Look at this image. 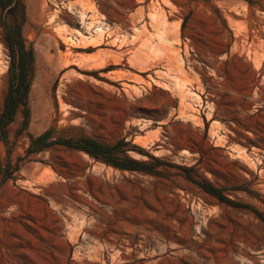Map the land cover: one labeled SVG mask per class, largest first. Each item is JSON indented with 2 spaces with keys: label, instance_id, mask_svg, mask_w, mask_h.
<instances>
[{
  "label": "rangeland",
  "instance_id": "1",
  "mask_svg": "<svg viewBox=\"0 0 264 264\" xmlns=\"http://www.w3.org/2000/svg\"><path fill=\"white\" fill-rule=\"evenodd\" d=\"M0 264H264V0H0Z\"/></svg>",
  "mask_w": 264,
  "mask_h": 264
},
{
  "label": "bare ground",
  "instance_id": "2",
  "mask_svg": "<svg viewBox=\"0 0 264 264\" xmlns=\"http://www.w3.org/2000/svg\"><path fill=\"white\" fill-rule=\"evenodd\" d=\"M80 19H81V22L82 23H85L86 24V28L88 29V30H90V29H92V28H94L95 27V24H94V22H89V23H87L86 22V18H87V15H86V13L84 12V11H81L80 12ZM102 26V25H101ZM98 28V27H97ZM97 30H99V29H97ZM82 36H84L85 38H86V36L84 35V34H81ZM83 37V38H84ZM68 62V61H67ZM150 68H151V65H148L147 67H145L144 69H142V70H140L139 72L141 73V74H146L147 72H148V70H150ZM179 82V81H178ZM181 83V82H180ZM151 83H149V85H150ZM179 84V83H178ZM177 84V85H178ZM185 84V83H184ZM181 85V84H180ZM183 86V85H182ZM187 88V87H186ZM181 89L183 90V92L185 93L186 92V90L184 89V87H181ZM188 91V90H187ZM189 93H191V92H189ZM183 94V93H182ZM192 94V93H191Z\"/></svg>",
  "mask_w": 264,
  "mask_h": 264
},
{
  "label": "trees",
  "instance_id": "3",
  "mask_svg": "<svg viewBox=\"0 0 264 264\" xmlns=\"http://www.w3.org/2000/svg\"><path fill=\"white\" fill-rule=\"evenodd\" d=\"M21 79H19V82H20L19 86H18L19 88H23V86H24V81L21 80ZM17 99H18V97L13 98V100L11 101V103L7 107V110L9 111V113H10L12 118H13V115L15 114V111H16V108H17V102H18Z\"/></svg>",
  "mask_w": 264,
  "mask_h": 264
}]
</instances>
